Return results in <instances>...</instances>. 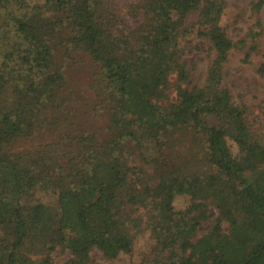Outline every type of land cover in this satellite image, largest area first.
Returning a JSON list of instances; mask_svg holds the SVG:
<instances>
[{
  "label": "trees",
  "instance_id": "16d2710c",
  "mask_svg": "<svg viewBox=\"0 0 264 264\" xmlns=\"http://www.w3.org/2000/svg\"><path fill=\"white\" fill-rule=\"evenodd\" d=\"M104 5L0 0V264H50L58 247L69 250L65 264H87L93 251L112 260L144 230L149 264H264V144L223 84L234 45L218 24L221 3L139 0L124 34ZM199 8L214 57L197 86L179 40ZM59 45L99 66L108 140L72 130ZM37 134L48 141L15 151ZM186 144L206 172L175 163ZM178 195L190 199L181 211Z\"/></svg>",
  "mask_w": 264,
  "mask_h": 264
},
{
  "label": "rangeland",
  "instance_id": "374dc122",
  "mask_svg": "<svg viewBox=\"0 0 264 264\" xmlns=\"http://www.w3.org/2000/svg\"><path fill=\"white\" fill-rule=\"evenodd\" d=\"M102 1L105 4V15L111 8L117 17V25L121 24L119 33H128L138 24L133 7L139 0ZM214 1L221 3L218 24L234 45L223 67V84L229 90L234 104L244 108L248 126L254 137L264 144V71H261L264 67V6L257 12L253 9V4L258 0ZM200 8L188 15L186 30L179 40L182 59L190 79L197 86L204 83L206 70L214 57V51L204 36L206 28L199 23ZM2 21L3 18L0 17V24ZM63 32L62 35L65 37L67 32ZM54 65L61 71L64 79L67 97L65 106L70 112L72 130L92 135L99 143L108 140L111 136L110 112L100 107L95 89L99 66L82 50L64 45L57 47ZM170 81H173V76ZM169 97L174 101L173 91L169 92ZM48 139V136L37 134L30 144L29 140H24L21 143L16 142L13 146L15 151H21L27 146L45 143ZM186 145L179 151L184 162L180 160L175 163L182 166L188 163L192 169L206 172L204 164L196 162L201 154L200 150L194 145L192 149L189 144ZM190 151L197 156L191 157ZM232 151L235 152L233 145ZM189 200L185 195L176 196L173 201L174 209L176 211L185 209L189 205ZM210 225L211 222L204 224L199 233H205ZM151 247L150 233L144 230L135 237L129 253L108 260L100 252L93 251L87 264H149ZM50 256V264H65L69 250L58 247Z\"/></svg>",
  "mask_w": 264,
  "mask_h": 264
}]
</instances>
